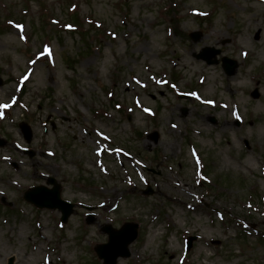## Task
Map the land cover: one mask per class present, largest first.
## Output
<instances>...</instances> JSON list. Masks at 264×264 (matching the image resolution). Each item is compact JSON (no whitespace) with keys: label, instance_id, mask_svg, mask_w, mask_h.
Listing matches in <instances>:
<instances>
[{"label":"rangeland","instance_id":"rangeland-1","mask_svg":"<svg viewBox=\"0 0 264 264\" xmlns=\"http://www.w3.org/2000/svg\"><path fill=\"white\" fill-rule=\"evenodd\" d=\"M0 77V264H264V0H0Z\"/></svg>","mask_w":264,"mask_h":264},{"label":"water","instance_id":"water-1","mask_svg":"<svg viewBox=\"0 0 264 264\" xmlns=\"http://www.w3.org/2000/svg\"><path fill=\"white\" fill-rule=\"evenodd\" d=\"M197 39V38H195ZM208 49L203 50L197 56L199 58H204L207 60L209 64H214L218 62L217 59L213 60L215 54L220 53L219 50L214 49L210 53ZM224 66L227 74L232 75L235 73L237 69V63L234 60H231L227 57L224 58ZM1 83V79H0ZM21 129L25 135L27 141L30 142L32 137V130H30L29 126L26 123H21ZM158 135L155 134V138ZM49 183L55 184L54 188L50 189L46 186H36L32 188L31 191L26 192L25 196L28 200L36 203L40 207H50L54 208L58 207L63 213V221L67 222L69 215L73 212L72 203L64 201L61 197V186L56 183L55 178H50ZM137 224H125L121 230H115L112 226H108L105 230L109 233L110 240L107 244H101L97 247V251L101 258L105 259V264H116L118 257H124L130 255V249L128 245L132 243L137 235ZM194 237L190 239V247L192 246V241ZM13 259H10L9 263L12 264Z\"/></svg>","mask_w":264,"mask_h":264},{"label":"trees","instance_id":"trees-1","mask_svg":"<svg viewBox=\"0 0 264 264\" xmlns=\"http://www.w3.org/2000/svg\"><path fill=\"white\" fill-rule=\"evenodd\" d=\"M69 16L71 17V21L70 22H72L73 24H74V26L77 28L76 29V31H74L75 33L76 32H80V34H87V32H89V31H81L82 30V28H79L80 26V24L82 23L81 22V20H80V17L76 14V13H70L69 14ZM50 19H52V18H50ZM51 22V21H50ZM41 25V24H40ZM44 25H45V27H46V24L44 23ZM42 28H44V27H42Z\"/></svg>","mask_w":264,"mask_h":264},{"label":"bare ground","instance_id":"bare-ground-1","mask_svg":"<svg viewBox=\"0 0 264 264\" xmlns=\"http://www.w3.org/2000/svg\"><path fill=\"white\" fill-rule=\"evenodd\" d=\"M179 188L182 189V190H185L183 186H180ZM201 239H202L203 241H207L205 235H201Z\"/></svg>","mask_w":264,"mask_h":264}]
</instances>
